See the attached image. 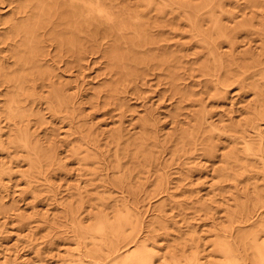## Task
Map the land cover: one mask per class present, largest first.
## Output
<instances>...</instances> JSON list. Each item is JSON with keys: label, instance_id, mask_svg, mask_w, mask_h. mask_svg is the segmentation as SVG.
I'll list each match as a JSON object with an SVG mask.
<instances>
[{"label": "rangeland", "instance_id": "1", "mask_svg": "<svg viewBox=\"0 0 264 264\" xmlns=\"http://www.w3.org/2000/svg\"><path fill=\"white\" fill-rule=\"evenodd\" d=\"M26 1L0 0V64L9 73L18 69L12 40L20 38L11 35L22 17L18 10L27 6L25 17L34 12L35 5L31 8ZM104 4L117 13L116 25L124 35L119 44L128 56L120 61V72L108 54L116 41L109 33L111 23L104 18L105 29L93 37L81 36L82 61L79 53L61 48L52 39L53 26L48 25L39 37L44 45L41 64L49 73L44 77L31 62L26 69L31 78L22 88L0 79V264H67L77 252L79 222L81 228L91 222L75 219L81 215H75L77 208L86 217L97 193L103 192L95 186L104 183L106 196L114 202L120 195L108 189L118 190L112 184L117 176L138 192L136 210L144 222L142 233L162 256L159 262L171 254L197 255L202 258L200 264H215L219 260L212 255L215 233L227 227L230 216H241L233 198L244 195L235 188L220 189L213 160L187 161L177 150L182 122L194 110L182 100L181 91L202 92L205 87L200 67L207 61V47L228 51L227 43L208 34L212 13L221 14L223 24L231 29L238 28L239 52L250 50L264 60V0H107ZM192 22L198 25L193 27ZM245 23L251 26L242 27ZM140 29L150 39L130 54L129 42ZM136 61L145 63L136 66ZM260 68L264 71V64ZM241 82L242 77L228 99L209 100V94L204 95L214 120L239 116L245 105L254 104L253 93L238 88ZM111 88L118 91L111 94ZM55 89L68 100V107L58 106ZM12 98L19 107L15 116L9 111ZM147 118L151 121L145 124ZM261 124L264 139V120ZM250 129L248 135L258 139L256 129ZM21 133L29 136L31 147L38 148L44 158L32 167L28 149L17 142ZM117 142H135L129 148L130 158L123 150L117 153ZM141 142L150 153L146 158L136 157L135 145ZM86 151L95 157L87 164L83 161ZM50 154L53 157L48 160ZM192 168V178L184 180ZM182 180L186 194H176L177 200H186L182 209L172 210L174 204H168L160 213L164 201V195L156 193L161 191L160 184L174 192ZM79 191L84 192L83 202ZM198 196L210 204L209 209L195 204ZM164 217L169 220L167 229L160 224Z\"/></svg>", "mask_w": 264, "mask_h": 264}, {"label": "bare ground", "instance_id": "2", "mask_svg": "<svg viewBox=\"0 0 264 264\" xmlns=\"http://www.w3.org/2000/svg\"><path fill=\"white\" fill-rule=\"evenodd\" d=\"M106 1L27 0L26 3L31 8L35 5L34 12L25 17L27 6L19 8L18 13L22 17L19 23H14L11 33L13 39L20 38L19 41L12 40L15 43L12 56L15 58V65L18 69L9 73L6 72L3 64H0V79L17 89L22 88L21 85L26 79L31 78L26 73L27 66L31 62L41 70L44 77L49 73L48 70L43 69L41 64L44 58V45L39 37L41 31L48 25L53 26L52 39L61 48L71 53H79V61H82L85 51L80 45L81 36L93 37L97 32L105 29L104 18L111 23L109 33L116 41L108 54L113 68L120 72V61L128 54L123 52L119 44L124 35L122 29H118L116 25L118 23L116 22L117 13L108 11L104 4ZM215 1L210 0L211 3ZM210 16L212 17L211 30L208 33L210 38L227 43L228 51L220 52L213 47H207V61L200 67V71L206 77L205 87L202 92L181 91L182 100L189 102L188 108H194V110H191L182 122L183 127L178 135L179 142L176 143V148L182 153L181 156L186 157L187 161L195 162L201 158L213 160L214 173L219 178L220 189L235 188L244 195L241 197L244 198L241 203L239 202L241 198L238 196L234 195L233 198L237 207L241 209V216H230L227 227L215 233L212 255L219 259L215 264H264V139L261 130V120H264V71L260 68L264 60L261 54L254 56L250 50L239 52L238 28L231 29L223 24L221 14L212 13ZM191 24L193 27L198 25L194 22ZM242 25V27H248L251 23ZM137 33L139 35L136 39L129 42L132 43L129 46L128 53L130 54L137 53L140 44L150 39L146 31L143 32L140 29ZM260 33H263V29ZM262 39V51L264 52V37ZM144 63L145 61H136L135 65L139 66ZM221 71H223V76L219 77ZM235 72L239 74L236 75ZM240 77L243 78V82L238 88L253 93L256 98L253 105L256 106L253 107L250 103L244 106L239 116L229 115L228 120L222 117L214 120L213 114L208 111L204 95L208 93L209 100L228 99L227 95L237 86V79ZM117 91L118 88H111V94ZM54 94L60 108L63 105L68 107V100H63L62 93L58 89H55ZM18 110L17 102L12 98L9 108L11 115L15 116ZM150 121V119L146 120L145 124ZM250 128L256 129L258 139L254 140L248 135ZM17 142L28 149L31 167L44 160L42 155H39L38 148L31 147L29 136L26 133H21ZM131 143L135 142H117V153L123 150L125 157L130 158ZM135 149L137 158H146L147 154H150L145 150L143 142L139 144V147L135 145ZM83 154V161L86 164L91 159H95L90 151L83 152ZM52 157L53 155L50 154L47 159L50 160ZM121 161V159L118 160L119 165H122ZM248 161L250 164H247ZM218 164L220 165L216 167ZM194 169L188 171L184 180L192 178ZM198 170L200 169L195 171ZM117 178L118 176L112 184L119 191L108 189L110 193L117 192L120 195L113 200L114 202L106 196L108 186L104 183L95 186V190L99 191L103 188V192L97 193L96 204L89 205L90 211L88 208L84 210L89 211L86 217H82L83 213H79L80 207L77 208L75 215L77 213L81 215L80 217L76 215L75 219L83 222L88 218L91 222L84 228H81L79 222L78 231H81L75 233L78 243L77 252L70 260H67V264H200L202 258L197 255L190 258L170 254L162 262L158 261L157 258L162 260V256H159L156 246L151 243L152 239L142 233L144 222L140 212L136 210L138 192L126 179ZM183 183V180L181 185L179 182L174 192L170 191L168 186L160 184L162 185L161 191L156 192L157 195H164L160 213H165L168 204H174L172 210L182 209L186 200L179 201L176 196L186 194ZM83 194L82 191L78 193L81 202L84 200ZM211 201H215L214 198ZM195 204L205 210L210 207V204L203 201V198L200 199L199 196ZM160 224L167 229L168 218L164 217ZM89 241L91 243H88ZM89 244L91 247L86 249ZM121 254L125 255L120 258ZM1 264L12 263L6 261Z\"/></svg>", "mask_w": 264, "mask_h": 264}]
</instances>
